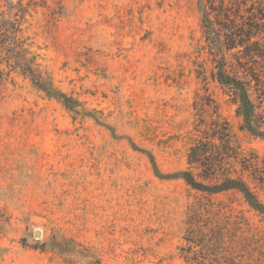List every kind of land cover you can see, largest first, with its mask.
I'll return each instance as SVG.
<instances>
[{
  "label": "rangeland",
  "instance_id": "374dc122",
  "mask_svg": "<svg viewBox=\"0 0 264 264\" xmlns=\"http://www.w3.org/2000/svg\"><path fill=\"white\" fill-rule=\"evenodd\" d=\"M255 2L0 0V264H264V209L181 178L239 179L264 207V137L241 128L201 23L232 44V8L245 19ZM262 30L259 81L235 72L264 134ZM216 123L230 142H210L233 151L208 181L187 154Z\"/></svg>",
  "mask_w": 264,
  "mask_h": 264
},
{
  "label": "trees",
  "instance_id": "16d2710c",
  "mask_svg": "<svg viewBox=\"0 0 264 264\" xmlns=\"http://www.w3.org/2000/svg\"><path fill=\"white\" fill-rule=\"evenodd\" d=\"M249 7L250 16H245V19H241V16H238V14L236 15L232 8V37L231 35L226 34V32L229 31L226 29V24L222 23L221 25V27L226 29L222 34L223 37L227 38V41L232 42V44L221 41L219 34L217 33L218 28L216 27V18L214 20L209 19L210 16L207 11L203 12L201 23L210 55L213 56L212 60L214 61L215 69L213 74L214 78L232 94V97L237 104V114L243 121L241 128L253 136L264 137L256 120L255 106L249 97L250 81L246 80L244 77H238L235 72L236 67L238 66L243 69V71L246 72L254 82L259 81V79L256 78L258 77L256 73V65L250 66V64H257V59L262 56V45L258 40H255V36L261 33L263 31L262 28H264V0H256V2ZM237 17L241 19L240 23L237 21ZM221 33L222 32H220V34ZM237 48H242V54L244 57L242 58L243 60L245 59V62L242 64L240 61L242 58L232 54L231 74L228 71L226 52H230ZM17 67L20 68L23 74L28 75L32 83L39 90L48 95L55 94L56 91L46 81L42 74L32 68L31 63L29 64L28 61H26L22 66ZM214 127L215 128L209 126L206 132H203L204 136L194 139L187 154L188 165L199 169V176L208 181L217 179L216 175L221 167V162L231 158L233 151V149L228 146L229 152L221 153L216 149L213 142H210V140L213 139H222L221 141L223 142H230L228 129H226L225 126L222 128V126L216 123L214 124ZM217 135H220V137ZM202 139H207L208 141ZM181 178L186 185L198 192L218 194L228 190H235L243 196L248 205L256 212L262 213L264 209L247 185L239 179H230L223 176L220 182L204 185L195 179L190 170L183 171ZM190 243L193 242L190 241Z\"/></svg>",
  "mask_w": 264,
  "mask_h": 264
},
{
  "label": "water",
  "instance_id": "95a60500",
  "mask_svg": "<svg viewBox=\"0 0 264 264\" xmlns=\"http://www.w3.org/2000/svg\"><path fill=\"white\" fill-rule=\"evenodd\" d=\"M34 236L35 237H39L40 236V233L39 232H35Z\"/></svg>",
  "mask_w": 264,
  "mask_h": 264
}]
</instances>
